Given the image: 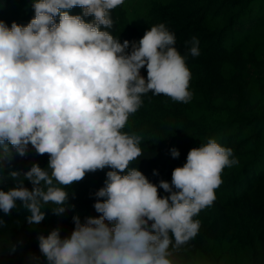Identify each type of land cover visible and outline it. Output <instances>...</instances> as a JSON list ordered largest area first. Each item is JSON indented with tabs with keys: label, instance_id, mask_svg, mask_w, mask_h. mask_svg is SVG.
Returning a JSON list of instances; mask_svg holds the SVG:
<instances>
[{
	"label": "clouds",
	"instance_id": "1",
	"mask_svg": "<svg viewBox=\"0 0 264 264\" xmlns=\"http://www.w3.org/2000/svg\"><path fill=\"white\" fill-rule=\"evenodd\" d=\"M123 3L36 0L27 26L13 22L9 28L0 20V170L11 161L12 149L25 157L31 145L37 154L49 155L47 169L34 163L27 171L8 173L14 186L0 190V210L10 215L19 202L29 213L27 223L38 225L45 206L57 216L74 208L67 186L86 173L113 169L95 193L99 216L81 222L74 215L69 236L62 238L57 227L37 237L47 264H174V252L198 234L200 221L193 217L215 201L222 171L239 163L231 148L210 138L188 152L171 183L156 185L129 168L144 154L143 138L122 129L142 97L163 94L188 103L192 92L186 56L164 23L151 26L138 42L121 43L101 30L113 26L111 11ZM76 6L94 19L71 15ZM199 44L195 36L186 41L187 54L198 57ZM145 67L147 78L141 75ZM170 154L176 159L180 152L172 147ZM158 188L169 195L161 197ZM16 250L9 244V254ZM29 259L39 264V257Z\"/></svg>",
	"mask_w": 264,
	"mask_h": 264
},
{
	"label": "trees",
	"instance_id": "2",
	"mask_svg": "<svg viewBox=\"0 0 264 264\" xmlns=\"http://www.w3.org/2000/svg\"><path fill=\"white\" fill-rule=\"evenodd\" d=\"M34 2L0 0V20L9 28L13 22L27 26L35 15ZM70 14L86 22L94 19L83 17L79 6ZM111 18L113 26L101 30L120 36L121 43L138 42L151 26L164 23L175 34V47L186 56L191 72L188 103L148 93L129 116L122 132L141 136L144 152L129 168H137L156 185L160 180L171 183L173 170L186 163L188 152L210 138L231 148L239 161L222 171L215 201L193 217L200 221L198 234L174 252V264H264V0H124L111 11ZM193 36L200 42L198 57L188 55L185 46ZM141 75L147 78L146 67ZM172 147L179 150V158L171 157ZM11 151V161L0 170L2 191L14 186L10 171H27L34 163L48 167L49 155L37 154L31 145L25 157ZM111 170L86 173L67 186L68 203L74 208L57 216L52 206H45V219L38 225L27 223L29 213L19 202L10 215L0 210L6 225L0 227V264H36L29 259L32 255L39 257V264H47L37 237L57 227L62 238L69 236L74 215L81 222L99 216L93 207L95 193L105 186ZM24 183L32 189L29 181ZM158 193L169 195L162 188ZM9 244L17 246L16 252L9 254Z\"/></svg>",
	"mask_w": 264,
	"mask_h": 264
},
{
	"label": "rangeland",
	"instance_id": "3",
	"mask_svg": "<svg viewBox=\"0 0 264 264\" xmlns=\"http://www.w3.org/2000/svg\"><path fill=\"white\" fill-rule=\"evenodd\" d=\"M118 39H120V36L118 37Z\"/></svg>",
	"mask_w": 264,
	"mask_h": 264
}]
</instances>
